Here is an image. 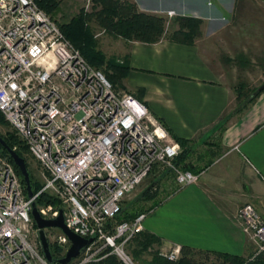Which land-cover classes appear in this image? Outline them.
Listing matches in <instances>:
<instances>
[{"label":"built area","instance_id":"2783aa9c","mask_svg":"<svg viewBox=\"0 0 264 264\" xmlns=\"http://www.w3.org/2000/svg\"><path fill=\"white\" fill-rule=\"evenodd\" d=\"M0 112L37 164L41 184L28 197L13 164L0 156V264H60L46 259L31 215L42 193L58 200L37 205L43 218L61 209L68 229L92 238L68 264L109 254L139 264L129 244L154 209L118 220L124 199L147 178L172 177L175 192L199 181V173L174 163L181 145L147 105L116 90L35 0H0ZM237 217L254 255L262 253L261 215L245 203ZM57 230L52 241L62 257L70 241ZM161 253L176 260L180 246Z\"/></svg>","mask_w":264,"mask_h":264},{"label":"crops","instance_id":"0c3cea01","mask_svg":"<svg viewBox=\"0 0 264 264\" xmlns=\"http://www.w3.org/2000/svg\"><path fill=\"white\" fill-rule=\"evenodd\" d=\"M129 1L145 12L159 8L152 0ZM117 38L121 56L130 66L124 83L143 89L140 100L171 136L217 156L200 170L193 164L199 181L174 192L161 210H153L144 229L158 235L163 244L249 257L254 245L237 212L250 203L264 220V91L230 117L220 132L219 121L232 112V90L217 58L207 57L196 41L185 44L163 37L144 43Z\"/></svg>","mask_w":264,"mask_h":264},{"label":"rangeland","instance_id":"374dc122","mask_svg":"<svg viewBox=\"0 0 264 264\" xmlns=\"http://www.w3.org/2000/svg\"><path fill=\"white\" fill-rule=\"evenodd\" d=\"M152 2H158L159 8L155 14L162 15L166 19V35H169L178 27L176 19L179 16H190L201 20L199 35L194 39L207 57L210 58V56H214L221 63V66H223L224 77L228 76L231 83V110L236 108L238 104V90L243 93V97L245 98V96H248L264 82L263 0H152ZM93 4V0H61L60 10L54 16V19L57 22L66 21L72 16L79 14L80 10L90 15L94 7ZM163 8H168L169 10H173V12L170 13ZM87 24L90 27V32L96 48L103 53L104 57L106 59L122 62L121 50L123 51V48L121 47L120 39L93 21L90 16L87 19ZM124 79L125 78L122 79L120 84L114 86L115 89L130 92L140 99L143 89H132L124 83ZM10 132L11 130L6 124L0 123L1 134ZM213 141L216 140L213 139ZM187 146L192 150L190 158L187 161L189 167H193V164H197L195 167L199 170L206 167L205 164L207 160H213L217 157L216 154L215 156H212L210 153L203 154L204 151H201L202 148H199L197 145H195L194 148L188 144ZM181 148L182 152L184 147L181 146ZM0 156L8 160V158L1 153ZM24 157L33 177L38 180L39 173L37 164L26 152H24ZM152 181L155 180H152V178L144 180L130 196L124 199L122 205L126 206L130 204L133 210L139 207L145 209L150 207L152 201L137 200L136 198ZM155 188L157 190L155 198L157 202L153 209H158L159 211L163 208L162 206H166L168 198L175 194L174 190L177 186L172 177H168L160 180V182L156 181ZM47 230L48 240L53 243L52 238L59 231L57 228ZM143 230L147 231L145 229ZM172 247V245L163 244L160 238V243H153L148 246L147 249L142 252L140 259L136 261L139 264H143L144 261L149 260L153 252H166ZM133 248H139L137 242L130 244L129 251L131 254H133ZM254 252H256L255 249L252 251V254L246 258L248 259L253 256ZM262 253H264V251ZM210 259L211 261L213 260L212 257ZM211 261L207 264H210Z\"/></svg>","mask_w":264,"mask_h":264},{"label":"trees","instance_id":"16d2710c","mask_svg":"<svg viewBox=\"0 0 264 264\" xmlns=\"http://www.w3.org/2000/svg\"><path fill=\"white\" fill-rule=\"evenodd\" d=\"M35 1L37 5L47 14H49L53 19L61 7V0ZM93 3L94 7L90 15H88V13L84 12L83 10H80L79 14L72 16L66 21L58 22V25L65 37L76 48L79 49L87 62L94 67L102 70L108 81L113 86L121 83L122 79L125 78L128 74L130 66L126 60L117 62L112 59H106L103 53L96 48L95 42L90 32V27L87 24V19L89 18V16L93 19V21L107 29L115 36L127 41L134 40L144 43H154L159 41L163 37H167L168 39L176 42L193 44V42L195 41L194 38L199 35V25L201 24V20L199 18L190 16L177 17L176 21L178 22V27L175 28L169 35H166L165 17L155 13L139 10L134 2H131L129 0H93ZM257 88L248 96H245V98L243 97V93L240 90L237 91L238 104L236 105V108L232 110V112L223 116V118H221V120L219 121L217 128L220 132L225 129L226 123L230 117L240 114L247 108L249 104L253 103V101L262 91H264L263 88L262 90L256 92ZM0 123L7 125L1 112ZM1 135L5 139L7 144L12 149L16 147L15 151L25 159L24 152H26V148L20 143L16 135L13 132ZM173 138L177 142H179L182 147H184L183 151L175 158L174 163L182 169L193 171L192 167H189V164L187 163L192 152L191 148L187 146L188 140L180 137ZM0 153L6 156L8 160L13 164L15 171L20 176L21 181L23 182L18 168L13 163L6 150L2 148V146H0ZM212 156L215 155L212 154ZM211 162L212 159H209L206 161L205 165L208 166ZM26 166L29 171L31 188L33 193H35L40 189L41 184L37 179L33 177L27 161ZM160 180H162V178L150 182L136 198L137 200L141 199L145 201H152L150 207L146 209L139 207L138 209L133 210V207L131 208L130 204L126 206L122 205L121 211L117 215V219H132L136 215L142 212H147L150 209L154 208L157 202L155 199L157 195V190L155 188L156 181L160 182ZM35 203L38 206L48 203L57 205L58 200L46 193H42L36 198ZM134 242H137L139 248H133L132 256L135 260H139L142 252L146 250L148 246L153 243H160V238L155 234L143 230L136 235V237L130 244ZM49 249L53 261H57L61 257V249L56 244H53L50 241ZM211 257L213 258L212 261L210 259ZM209 261H211L210 264H264V253L255 254L247 259L228 252L199 250L184 244L180 246V255L176 260L169 259L161 252L155 251L151 254L149 260L144 261L143 264H207ZM89 264H121V262L116 258L115 255L109 254L101 260L94 261Z\"/></svg>","mask_w":264,"mask_h":264},{"label":"water","instance_id":"95a60500","mask_svg":"<svg viewBox=\"0 0 264 264\" xmlns=\"http://www.w3.org/2000/svg\"><path fill=\"white\" fill-rule=\"evenodd\" d=\"M263 88H264V83L257 88L256 92L262 90ZM0 146H2V148L6 150L7 154L11 157L13 163L18 168L25 185L27 196L32 197L33 191L31 188L29 171L26 166L25 159L7 144V142L2 137L1 134H0ZM31 215L38 229V237L42 251L46 259L50 262L53 261V258L51 256L49 249V240L46 235V229L49 228L60 229L70 241V246L65 252V254L57 260V262L60 264H68L72 259L77 257L80 254V252L92 241V238H83L66 227L63 219V212L61 209L59 210L57 217L52 219H45L39 214L36 203L32 202Z\"/></svg>","mask_w":264,"mask_h":264},{"label":"bare ground","instance_id":"6f19581e","mask_svg":"<svg viewBox=\"0 0 264 264\" xmlns=\"http://www.w3.org/2000/svg\"><path fill=\"white\" fill-rule=\"evenodd\" d=\"M170 13H172V11H169Z\"/></svg>","mask_w":264,"mask_h":264}]
</instances>
